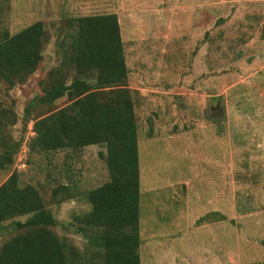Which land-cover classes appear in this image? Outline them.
Instances as JSON below:
<instances>
[{
	"label": "rangeland",
	"instance_id": "1",
	"mask_svg": "<svg viewBox=\"0 0 264 264\" xmlns=\"http://www.w3.org/2000/svg\"><path fill=\"white\" fill-rule=\"evenodd\" d=\"M107 12L118 17L135 105L141 264H264V0H9L0 30L42 21L48 41L9 91L19 115L10 133L22 142L0 184L17 172L54 213L55 232L82 246L70 222L89 209L81 192L109 178L104 148L30 152L21 115L59 62L66 18ZM67 180L78 196L57 204L52 190ZM14 232L1 224L0 244Z\"/></svg>",
	"mask_w": 264,
	"mask_h": 264
},
{
	"label": "trees",
	"instance_id": "2",
	"mask_svg": "<svg viewBox=\"0 0 264 264\" xmlns=\"http://www.w3.org/2000/svg\"><path fill=\"white\" fill-rule=\"evenodd\" d=\"M8 1L0 0V18ZM47 41L42 21L13 34L0 30V169L13 165L22 142L10 133L19 115L9 91L37 69ZM54 48L59 62L21 115L23 129L32 122L28 149L78 153L101 145L109 178L81 192L89 209L70 222L84 240L78 247L55 232L59 222L39 190L21 185L14 171L0 184V225L15 229L0 244V264H141L138 128L117 14L66 18ZM64 96L68 103L54 108ZM73 188L61 182L52 198L59 195L57 204L76 198Z\"/></svg>",
	"mask_w": 264,
	"mask_h": 264
}]
</instances>
